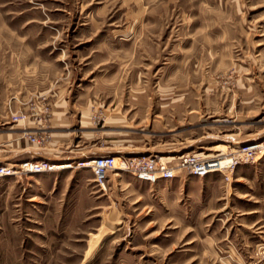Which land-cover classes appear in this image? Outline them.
I'll use <instances>...</instances> for the list:
<instances>
[{
  "label": "rangeland",
  "instance_id": "rangeland-1",
  "mask_svg": "<svg viewBox=\"0 0 264 264\" xmlns=\"http://www.w3.org/2000/svg\"><path fill=\"white\" fill-rule=\"evenodd\" d=\"M255 143L264 0H0V163L72 166L0 179V264H264V152L230 182L78 167Z\"/></svg>",
  "mask_w": 264,
  "mask_h": 264
},
{
  "label": "built area",
  "instance_id": "built-area-1",
  "mask_svg": "<svg viewBox=\"0 0 264 264\" xmlns=\"http://www.w3.org/2000/svg\"><path fill=\"white\" fill-rule=\"evenodd\" d=\"M28 140L32 145H40L41 138L28 135ZM254 147L253 149H249ZM247 147L236 148L234 152L218 155L213 159H203L194 155L181 156L177 163L171 165L161 158L155 156L136 157V158H119L118 161L114 157L102 156L92 159V161H84L78 164L79 168L89 169L93 175L94 183L100 191H105L108 175L115 170L128 172L136 178V180L150 185H156L160 182L172 181L177 177L178 172L203 179L212 174H220L225 182H230L229 175L240 165H248L256 162L259 155L264 152V143ZM86 164H91L89 167ZM18 167H10L0 163V179L6 177H20L29 175H38L51 172L52 163L41 161H29V163L18 165ZM25 166V167H23ZM18 174L12 176L13 171Z\"/></svg>",
  "mask_w": 264,
  "mask_h": 264
},
{
  "label": "bare ground",
  "instance_id": "bare-ground-1",
  "mask_svg": "<svg viewBox=\"0 0 264 264\" xmlns=\"http://www.w3.org/2000/svg\"><path fill=\"white\" fill-rule=\"evenodd\" d=\"M256 144H258V143H255V144H249V145H247V147H250L251 145L253 146V145H256ZM254 147H250L249 149H253ZM236 149L234 148V149H232L231 150V152H234ZM185 156H189V155H185ZM194 156H196V157H199L198 155H194ZM202 156V157H201ZM218 155H216V156H212V155H209V156H203L202 154L200 155V157L199 158H203V159H213V158H216ZM159 158H161V160L162 161H171V160H173V158L172 159H167V158H164V157H159ZM116 159V158H115ZM117 160V159H116ZM89 161H92V159L91 160H89ZM118 161V160H117ZM26 163H29V161H24V162H21V163H18V164H12V165H8V166H10V167H18L17 169H19V166L18 165H23V164H26ZM53 165V167H51V172L52 171H57V170H61V169H67V168H71L72 166L71 165H57V164H52ZM91 164H86V166H90ZM23 167H25V166H23ZM18 174V172L17 171H13L12 172V176H15V175H17Z\"/></svg>",
  "mask_w": 264,
  "mask_h": 264
},
{
  "label": "crops",
  "instance_id": "crops-1",
  "mask_svg": "<svg viewBox=\"0 0 264 264\" xmlns=\"http://www.w3.org/2000/svg\"><path fill=\"white\" fill-rule=\"evenodd\" d=\"M167 159H171V158H167Z\"/></svg>",
  "mask_w": 264,
  "mask_h": 264
}]
</instances>
